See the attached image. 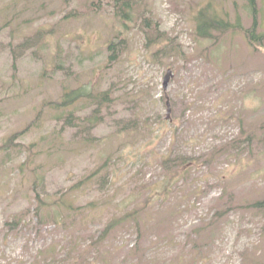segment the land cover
Listing matches in <instances>:
<instances>
[{"label": "rangeland", "instance_id": "374dc122", "mask_svg": "<svg viewBox=\"0 0 264 264\" xmlns=\"http://www.w3.org/2000/svg\"><path fill=\"white\" fill-rule=\"evenodd\" d=\"M253 4L0 0V264H264V210L250 206L264 200V0ZM199 10L233 27L200 37ZM80 87L107 99L77 101L69 126L54 102ZM38 173L40 195L75 213L39 223Z\"/></svg>", "mask_w": 264, "mask_h": 264}, {"label": "trees", "instance_id": "16d2710c", "mask_svg": "<svg viewBox=\"0 0 264 264\" xmlns=\"http://www.w3.org/2000/svg\"><path fill=\"white\" fill-rule=\"evenodd\" d=\"M250 4H253L254 0H249ZM254 5V4H253ZM251 5V6H253ZM203 10H199L197 13V23H196V33L200 37H208L212 34L211 31H219V32H226V30L231 29L233 26L224 18H222L220 15L215 16L214 18L211 17H205L202 12ZM204 20V21H203ZM254 27L251 28L248 32H246V36L249 40V42L254 45L260 41L261 34H256L254 31ZM256 42V43H255ZM93 88L88 87H80V88H70L67 90H64L62 92V96L59 101L54 102L55 106H57L61 113V118H64L66 120L67 125L72 126L74 123L73 116H74V110L73 107L76 104L77 101L80 99L82 100H90L94 103H101L106 101L107 99V93L102 92L100 94H96L93 90ZM88 123H90L92 126L95 125L96 122L95 116L88 117ZM44 174H36L35 177L37 178V181H34L32 183V192L35 193L34 201L36 204V214L38 215V221L39 223H43L48 216L53 215V218L56 222L63 221L64 218L67 216V214L75 213L77 206H74L73 202H70V200L65 196H58L55 198V200H51L48 196H41L40 192L37 190V186L40 185V182L44 179ZM251 207H255L257 209L264 210V200H258L256 202H253L250 204ZM41 210V215H39V211ZM47 211H50L51 214ZM46 213V215H45ZM122 219H126V214L122 216L118 220H112L109 222L105 229L102 231L98 238L99 243H104L107 239L108 233L111 230V227L114 225L115 222H119Z\"/></svg>", "mask_w": 264, "mask_h": 264}, {"label": "water", "instance_id": "95a60500", "mask_svg": "<svg viewBox=\"0 0 264 264\" xmlns=\"http://www.w3.org/2000/svg\"><path fill=\"white\" fill-rule=\"evenodd\" d=\"M173 76V73H172V70L171 69H168L164 78H163V88L164 90L167 88L168 86V83L170 81V79L172 78ZM165 97H166V106H167V113H166V119H169L170 118V112H171V105H170V102L168 100V97H167V94H165Z\"/></svg>", "mask_w": 264, "mask_h": 264}]
</instances>
